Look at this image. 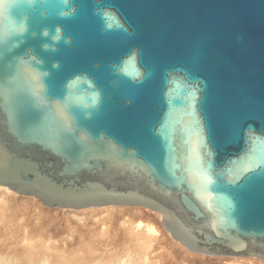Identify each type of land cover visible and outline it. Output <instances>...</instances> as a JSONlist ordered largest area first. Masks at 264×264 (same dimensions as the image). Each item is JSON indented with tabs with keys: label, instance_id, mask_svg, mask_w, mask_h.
Returning a JSON list of instances; mask_svg holds the SVG:
<instances>
[{
	"label": "water",
	"instance_id": "95a60500",
	"mask_svg": "<svg viewBox=\"0 0 264 264\" xmlns=\"http://www.w3.org/2000/svg\"><path fill=\"white\" fill-rule=\"evenodd\" d=\"M0 186L264 260V0H0Z\"/></svg>",
	"mask_w": 264,
	"mask_h": 264
},
{
	"label": "rangeland",
	"instance_id": "374dc122",
	"mask_svg": "<svg viewBox=\"0 0 264 264\" xmlns=\"http://www.w3.org/2000/svg\"><path fill=\"white\" fill-rule=\"evenodd\" d=\"M17 197H18L16 198L17 200L21 199L19 196ZM22 199L24 200L26 199V203H24L23 205L18 204L16 206H14L12 203H11L12 205L10 203L5 204L4 205L5 211L3 210L1 211L2 213H0L1 215L0 216V256L3 257V258L0 257V264H8V263L17 264V262L22 263V261L25 263L27 262V258H29L31 255L32 256L34 255L35 253L33 252L34 250L36 252L40 250V248L43 246V243L44 245H47V244L50 245L49 246L50 250L52 248L55 249V251L52 249V252H54L53 253L54 255L55 254L57 255L56 258L57 257L62 258V256L64 255V258L66 260L62 259V261L65 260L64 262L69 263V264H74L76 260H78L79 263H82L83 261L86 263L87 260L89 261L90 259H94V258H96V261L97 260L102 261V263H105V264H109L108 259L112 260L114 264H212L215 260V257L201 256V255L192 254V253L190 254L188 252H186V255L184 257L178 254L179 252L181 253V251H184V248H181L177 242L170 239L171 237L167 235L168 233L166 234L163 227L161 226L160 219L155 217L156 215H153L154 213L152 212H149L150 214L152 213L151 214L152 217H150L148 221L151 222V224L153 225V228L157 231V235H150L148 233H145V228L142 225L140 227H137L136 222H134L133 220H129V218L120 220L119 222H117V226H115L116 224L112 222V216H109L107 207L97 208V209H92V210L87 209V210L75 211V210H66V209H57V208H46L33 198L23 197ZM4 200H5V196H4ZM0 205H1V202H0ZM30 221L32 222L31 223L32 225L34 224V227L36 229L35 237H33L30 234L32 233L33 228L27 225L30 223ZM24 223H26L24 227V234L21 232L19 233L16 232L15 233L16 235L12 233L13 230L19 228V226L23 225ZM40 223L43 226L40 225ZM113 225L117 227V230L115 227H113ZM78 230L79 231L82 230L81 231L82 234L84 232L83 236H81L80 239L77 236ZM119 230H120V234H118ZM97 232L98 234L96 235ZM93 233H95V235ZM99 233L109 234L110 237L109 235H105V234L99 235ZM123 233H126L128 236L126 237L125 234L122 235ZM131 233L134 235L139 233L140 237L135 240H131L129 236ZM22 235L23 237H21ZM98 235L99 237L96 239ZM87 236L91 238L93 241L89 239ZM18 237L24 238V239H19ZM94 237L95 239H93ZM112 237L114 238L113 242H112V239H113ZM115 237L118 239L116 240ZM109 239L111 241H109ZM19 240H20V243H18ZM21 242H22V246H18V245H21ZM13 243L16 246H14ZM23 243H26L24 244L25 245L24 247H23ZM33 243H34V246H33ZM63 243L64 245L65 244L66 245L65 246L62 245ZM8 244H11V245L7 246ZM35 244L37 246L36 249H35ZM96 244H99V245H96ZM108 244L109 246H107ZM39 245H42V246L39 247ZM11 246H13V250L14 248H17L15 249L17 251L14 250L12 252L10 249ZM62 246H64V248L66 249L63 250ZM5 247H6V251H3ZM72 247L74 248V250H72L73 249ZM82 247H85V248H82ZM25 248H28V249L24 250ZM57 248L58 249L61 248V249L57 250ZM78 248L80 249L78 250ZM137 249L139 250V252L136 251ZM19 250L26 252L27 254L20 252ZM66 250L68 252L69 251H73V252H70L69 254ZM81 250L83 252H81ZM85 250L86 251L88 250V252H86ZM9 251H11L12 253ZM63 252L64 254H62ZM78 252L82 254L86 252L87 255L85 256L86 253H84L82 257L81 255L79 256ZM96 253L97 254L100 253V255H97ZM17 254H21V256H18ZM95 254L97 257L98 256L99 257L97 258ZM66 255L70 256L71 258H76L77 256H79L82 260L80 258L78 259L76 258L74 260L75 262L71 263V260L73 259H71L70 257L66 258L65 257ZM92 255H94L95 257ZM91 256L93 258H90ZM17 257H20L21 259ZM58 258H57V261L60 262ZM99 258H101V260ZM67 259L70 261H67ZM217 259L219 258H216V260ZM103 260H107V262H104ZM64 262H61V263L65 264ZM219 262L220 261L218 260V263ZM43 263L47 264L46 261H44ZM220 264H226V263L220 262Z\"/></svg>",
	"mask_w": 264,
	"mask_h": 264
},
{
	"label": "bare ground",
	"instance_id": "6f19581e",
	"mask_svg": "<svg viewBox=\"0 0 264 264\" xmlns=\"http://www.w3.org/2000/svg\"><path fill=\"white\" fill-rule=\"evenodd\" d=\"M4 196H5V200H4ZM17 196H19L21 199H16V198H18ZM23 197H26V196H20V195H18V194H16V193H14L13 191H11L10 189H8V188H6V187H2V186H0V202H1V205H0V213H2L1 211H3L4 210V205L5 204H13L14 206H16V205H18V204H24V203H26V199L24 200V199H22ZM27 198H31V197H27ZM34 199V198H33ZM23 200V201H22ZM36 200V199H35ZM37 202H39L38 200H37ZM40 203V202H39ZM11 204V205H12ZM41 204V203H40ZM11 207V206H10ZM104 207H107L108 208V212H109V216H112V222H114L116 225L115 226H117V222H119L120 220H122V219H126V218H129V220H133L134 222H136V226L137 227H140L141 225L145 228V233H148V234H150V235H157V231L153 228V225L151 224V222H149L148 221V219L150 218V217H152L151 216V214L152 213H154V212H152V211H149V210H147V209H145V208H141V207H133V206H104ZM97 208H103V207H91V208H86V209H81V210H87V209H89V210H92V209H97ZM66 210H69V209H66ZM5 211V210H4ZM75 211H78V210H75ZM149 212H152L151 214L149 213ZM153 215H156L155 217H157L158 219H160V215L159 214H157V213H154ZM1 216V215H0ZM156 218V219H157ZM157 221V220H156ZM27 223V222H26ZM26 223H24L23 225H20L19 226V228H17V229H15V230H13L12 231V233H16V232H21V233H23L24 234V227H25V225H26ZM32 222L30 221V223L29 224H27L28 226H30L31 228H33L32 229V233H30L33 237H35L36 236V229H35V227H34V224L32 225L31 224ZM42 223V222H41ZM40 223V225H42ZM113 223V224H114ZM43 226V225H42ZM114 225H113V227H115ZM116 228V230H117V227H115ZM82 230H78V232H77V236L79 237V239H80V237L81 236H83V234H84V232H83V234H82V232H81ZM114 231H115V229H114ZM95 232V231H94ZM107 233V232H106ZM106 233H103V234H100L99 233V235H109V234H106ZM118 233V232H117ZM90 234V233H89ZM94 235H95V233H93ZM98 234V232L96 233V235ZM112 234V233H111ZM118 234H120V230H119V233ZM125 234V236L127 237L128 235L126 234V233H123L122 235H124ZM167 234V233H166ZM16 235V234H15ZM86 235V234H85ZM91 235V234H90ZM99 235L96 237V239L99 237ZM168 236H169V234H167ZM116 236V235H115ZM124 236V237H125ZM130 236V239L131 240H135V239H137V238H139L140 237V234L138 233V234H136V235H134V234H130L129 235ZM20 237V236H19ZM18 237V238H19ZM21 237H23V235L21 236ZM88 237V236H87ZM103 237H105V236H103ZM109 237H110V235H109ZM118 237H119V235H118ZM123 237V238H124ZM17 238V237H16ZM89 238V237H88ZM108 238V237H107ZM113 238V237H112ZM111 238V239H112ZM116 238V237H115ZM19 239H24V238H19ZM76 239V238H75ZM86 239V238H85ZM89 239H91V238H89ZM93 239H95V237L93 238ZM104 239V238H103ZM118 238H116V240H117ZM122 239V238H121ZM171 240H173L172 238H170ZM84 240V239H83ZM82 240V241H83ZM92 240V239H91ZM106 240V239H105ZM113 240H114V238L112 239V242H113ZM115 240V241H116ZM23 241V240H22ZM77 241H78V239H77ZM81 241V242H82ZM93 241V240H92ZM101 241V240H100ZM109 241H111L110 239H109ZM114 241V242H115ZM15 242H17V241H15ZM74 242H75V240H74ZM90 242V241H89ZM106 242V241H105ZM104 242V243H105ZM18 243H20V240L18 241ZM17 243V244H18ZM91 243V242H90ZM107 243V242H106ZM24 244H26V243H23V247L25 246ZM29 244V243H28ZM27 244V245H28ZM75 244V243H74ZM73 244V245H74ZM77 244V243H76ZM80 244V243H79ZM78 244V245H79ZM95 244V243H94ZM112 244V243H111ZM9 245H11V244H8L7 246H9ZM13 245H14V243H13ZM26 245V246H27ZM37 245H38V243H37ZM62 245H64V243L62 244ZM66 245V244H65ZM64 245V246H65ZM69 245H71V244H69ZM87 245V244H86ZM96 245H99V244H96ZM113 245V244H112ZM14 246H16V245H14ZM18 246H22V242H21V245H18ZM32 246V245H31ZM33 246H34V243H33ZM40 246H42V245H39V247ZM49 246L50 245H44V243H43V246L40 248V250L38 251V252H36L35 250L33 251V252H35L34 253V255L32 256H28L29 258H27V262H23L22 261V263L21 262H17V264H44L43 262L44 261H46V263L47 264H62L61 262H64L66 259L64 258V255L62 256V258H58L59 259V261L60 262H58L57 261V258H56V254L54 255L53 253L54 252H52V249L50 250V248H49ZM64 246H62L63 247V250L64 249H66V248H64ZM80 246V245H79ZM78 246V247H79ZM81 246H82V244H81ZM101 246V245H100ZM107 246H109V244L107 245ZM177 246V245H176ZM179 246H180V244H179ZM23 247H21V248H23ZM30 247V246H29ZM36 244H35V249H36ZM38 247V248H39ZM59 247H61V246H59ZM67 247V246H66ZM76 247V246H75ZM104 247H106V246H104ZM116 247V246H115ZM181 248H183L182 246H180ZM10 248V247H9ZM21 248H19V249H21ZM70 248V247H69ZM73 248V247H72ZM82 248H85V247H82ZM102 248V247H101ZM181 248H179V249H181ZM11 251L13 252L15 249H17V248H14V250H13V246H11ZM9 249V250H10ZM28 248H25L24 250H27ZM43 249V250H42ZM59 249H61V248H59ZM58 248H57V250H59ZM77 249V248H76ZM80 248H78V250H79ZM87 249V248H86ZM23 250V249H22ZM33 250V249H32ZM54 251H55V249H53ZM56 250V251H57ZM62 250V251H63ZM72 250H74V248L72 249ZM83 250V249H82ZM81 250V252H83ZM97 250V249H96ZM96 250H95V252H96ZM126 250V249H125ZM183 250V249H182ZM3 251H6V247H5V249L3 250ZM3 251H1V252H3ZM8 251V250H7ZM11 251H9V252H11ZM15 251H17V250H15ZM20 252H23V251H21V250H19ZM51 251V252H50ZM67 251V250H66ZM86 251V250H85ZM99 251V250H98ZM136 251H138L139 252V250L137 249ZM178 251V250H177ZM11 252V253H12ZM32 252V251H31ZM68 252V251H67ZM70 252H73V251H69L68 253L70 254ZM76 252V251H75ZM74 252V253H75ZM86 252H88V250L86 251ZM86 252H84V253H86ZM94 252V253H95ZM104 252V251H103ZM120 252V251H119ZM179 252V251H178ZM177 252V253H178ZM186 252H188L186 249H184V251H181V253L179 252L178 254H180V255H182L183 257L186 255ZM23 253H26V252H23ZM57 253V252H56ZM60 253V252H59ZM83 253V254H84ZM106 253V252H105ZM134 253V252H133ZM188 253H190L191 254V252H188ZM13 254H15V253H13ZM27 254V253H26ZM62 254H64V252L62 253ZM66 254V253H65ZM76 254V253H75ZM78 254H79V256L81 255H83L82 253H79L78 252ZM97 254V253H96ZM96 254H95V256H96ZM193 254V253H192ZM18 256H21V254H17ZM29 255H30V253H29ZM54 255V256H53ZM77 255V254H76ZM87 255V253L85 254V256ZM97 255H100V253L99 254H97ZM102 255V254H101ZM134 255V254H133ZM79 256H77L76 258L78 259V258H80ZM92 256H94V255H92ZM90 257V258H93V257ZM94 256V257H95ZM104 256V255H103ZM105 256H106V254H105ZM141 256V255H140ZM177 256V255H176ZM201 256H203V255H201ZM1 258H3L2 256H0ZM66 258L68 257H70V256H65ZM83 257V256H82ZM97 257V256H96ZM99 257V256H98ZM97 257V258H98ZM101 257V256H100ZM188 257V256H187ZM210 257V256H209ZM17 258H20V257H17ZM71 258V257H70ZM76 258H71V259H73V260H71V263H74L75 261V259ZM103 258V257H102ZM133 258H135V257H133ZM216 258H219V259H217L216 260ZM16 259V258H15ZM21 259V258H20ZM61 259V260H60ZM62 259H65V260H63L62 261ZM81 259V258H80ZM79 259V260H80ZM100 260H101V258H99ZM132 259V258H131ZM138 259V258H137ZM189 259V258H188ZM193 259V258H192ZM201 259H203V258H201ZM82 260V259H81ZM85 260V259H84ZM109 261H108V263L109 264H114L113 263V261L112 260H110V259H108ZM186 260V259H185ZM214 260V259H213ZM218 260L220 261V262H225L226 264H264V260H262V259H259V258H256V257H215V260H214V262L212 263V264H220V262L218 263ZM2 261H3V259H2ZM7 261V260H6ZM67 261H70V260H68L67 259ZM73 261V262H72ZM104 262H107V260H103ZM184 261V260H183ZM188 261V260H187ZM199 261V260H198ZM82 262V261H81ZM134 262V261H133ZM65 263V262H64ZM9 264V263H8ZM16 264V263H15ZM65 264H69V263H65ZM74 264H105V263H102V261H96V258H94V259H90L89 261L87 260V262L85 263L84 261L82 262V263H79L78 262V260H76V262L74 263Z\"/></svg>",
	"mask_w": 264,
	"mask_h": 264
},
{
	"label": "clouds",
	"instance_id": "9594fccd",
	"mask_svg": "<svg viewBox=\"0 0 264 264\" xmlns=\"http://www.w3.org/2000/svg\"><path fill=\"white\" fill-rule=\"evenodd\" d=\"M63 3L65 5L69 4L70 3V0H63ZM71 13L68 12V11H65V12H61V16H66V15H70ZM41 35L43 37H49L50 40L52 41L51 44H43L42 45V48L46 51H56V45L60 43L61 40H63L65 43H69L70 42V38L68 37H64L63 34H62V29L57 26L53 33L51 35H49V31L47 29H44L43 32L41 33ZM56 67H58V65H54ZM77 79H80V78H77Z\"/></svg>",
	"mask_w": 264,
	"mask_h": 264
}]
</instances>
